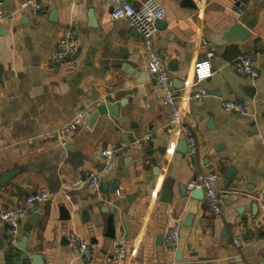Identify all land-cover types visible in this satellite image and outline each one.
<instances>
[{
    "label": "crops",
    "instance_id": "obj_1",
    "mask_svg": "<svg viewBox=\"0 0 264 264\" xmlns=\"http://www.w3.org/2000/svg\"><path fill=\"white\" fill-rule=\"evenodd\" d=\"M7 1L9 7L0 3L12 13L0 24V175L18 174L0 189V204L19 206L32 192L52 193L21 224L19 239L39 214L28 252L48 264L264 263V0H162L166 17L154 40L197 138L195 157L181 129L170 124L139 33L128 20L113 19L106 0H37L43 5L38 11L20 9L25 0ZM236 23L251 31L247 39L224 37ZM68 29L75 33V52L58 61L54 55ZM243 55L253 58L259 76L235 70ZM207 58L215 74L195 85V63ZM203 89L206 98L191 99ZM122 100L119 117L108 113L91 122L100 103ZM229 100L246 103L253 114L225 111ZM87 107L91 114L65 143L47 137ZM106 150L114 152L113 168L94 191L84 180L104 167L100 152ZM209 172L219 176L221 215L188 189ZM165 186L170 202L163 200ZM62 209L69 220L61 219ZM110 213L112 240L105 236ZM178 222L180 243L171 249L165 239ZM7 234L0 221V242ZM74 235L91 245V257L72 248ZM123 237L126 258L109 261Z\"/></svg>",
    "mask_w": 264,
    "mask_h": 264
},
{
    "label": "built area",
    "instance_id": "obj_2",
    "mask_svg": "<svg viewBox=\"0 0 264 264\" xmlns=\"http://www.w3.org/2000/svg\"><path fill=\"white\" fill-rule=\"evenodd\" d=\"M112 8L111 15L113 19H126L131 26L139 33L145 53L148 59V71L153 79L160 87L164 103L170 111V124L179 127L188 144L189 155L195 157L198 154V141L193 129L186 123L185 117L179 107L178 90L173 84L172 78L168 75L164 59L160 51L157 49L154 35L158 31V24L166 17V11L163 7L162 0H136L139 6H134L133 2L128 0H106ZM43 5L37 0H25L20 4V9L32 8L35 11L42 9ZM7 11L0 9V24L11 15ZM62 47L55 53L54 58L58 61L65 60L72 56L75 52V33L68 29L65 31L61 39ZM233 67L244 76L257 77L260 74L253 58L250 55L238 57ZM195 85H199L210 79L214 74L213 64L210 58L197 61L194 66ZM208 96L206 90H200L191 96L194 100H203ZM225 111L235 113L241 116H251L249 105L237 100H229L223 103ZM92 108L87 107L80 111L77 116L63 127L53 131L47 135L52 139H57L62 143L66 142V138L78 131L85 123V120L91 114ZM106 157L105 165L102 169L89 173L84 183L94 191H100L103 185L104 176L107 171L113 168L114 152L106 150L100 152ZM218 174L215 172L200 173L189 184L188 189L193 192L195 189H202L204 198L210 210L216 214L223 213V202L221 198V190L218 187ZM264 193V189H263ZM70 199V196H67ZM52 193L48 190H38L30 193L23 203L19 206H5L0 204V221L7 226V233L11 239V243H15L20 235L21 224L27 219L31 207L33 205H42L49 202ZM182 223L178 224L168 233L165 239V245L171 249H177L180 243ZM237 246H241V241L235 240ZM69 243L73 249L79 250L84 257H91L93 254L92 247L89 243L74 235L69 239ZM127 239L123 237L118 245L114 248L109 256V261L119 262L127 256Z\"/></svg>",
    "mask_w": 264,
    "mask_h": 264
},
{
    "label": "water",
    "instance_id": "obj_3",
    "mask_svg": "<svg viewBox=\"0 0 264 264\" xmlns=\"http://www.w3.org/2000/svg\"><path fill=\"white\" fill-rule=\"evenodd\" d=\"M133 0H128V2H132ZM0 3H2L5 7H9V2L7 0H0ZM55 14L56 11L54 10L52 14ZM161 21L159 22V24ZM158 24V26H159ZM224 37L227 40H245L251 35V31L246 29L241 23H236L231 29L227 30L224 34ZM254 91V90H252ZM125 103L124 100L120 101L119 103H111L109 101H105L100 103L96 111L93 113L91 122H94L96 118H98L100 115L105 114H111L119 117V108ZM211 123H213L211 121ZM187 145V143H186ZM231 172V171H230ZM18 174V169H13L10 171H6L0 175V189L5 187L16 175ZM105 186V185H104ZM118 189V188H115ZM167 186L164 187V193H163V200L166 202H170L172 200L171 192L168 193ZM192 197L196 199H203L204 198V192L202 189H195L192 192ZM38 207H35L34 211H37ZM102 211L109 212V209L102 208ZM71 218V215L67 209H62V215L61 219L63 221H67ZM91 217L87 213L84 216V220L86 222L90 221ZM39 220V214H35L32 217L28 219V223L25 226V234L22 236L21 239H18L14 244L9 241L8 245V234L2 241L0 242V255H4L5 264H48L47 261L41 262V255L39 253L34 252H28L27 249V241L29 233L31 232L32 228L35 227ZM105 236L108 240H112L116 237V229H115V223H114V213H110L108 219H107V230L105 232ZM10 240V239H9ZM164 240V236L160 235L158 238L157 243H162ZM68 243L67 239L65 241ZM93 243H96L97 241L94 239L92 241ZM109 258V255L107 256V259ZM182 256L180 252H177V259L181 260ZM264 264V263H259Z\"/></svg>",
    "mask_w": 264,
    "mask_h": 264
}]
</instances>
